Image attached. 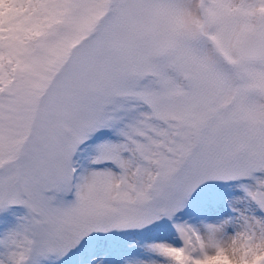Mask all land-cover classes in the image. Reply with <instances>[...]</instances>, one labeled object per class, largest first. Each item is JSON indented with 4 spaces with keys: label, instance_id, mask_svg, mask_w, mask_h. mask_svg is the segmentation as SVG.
<instances>
[{
    "label": "snow or ice",
    "instance_id": "snow-or-ice-1",
    "mask_svg": "<svg viewBox=\"0 0 264 264\" xmlns=\"http://www.w3.org/2000/svg\"><path fill=\"white\" fill-rule=\"evenodd\" d=\"M0 264H264V0H0Z\"/></svg>",
    "mask_w": 264,
    "mask_h": 264
}]
</instances>
